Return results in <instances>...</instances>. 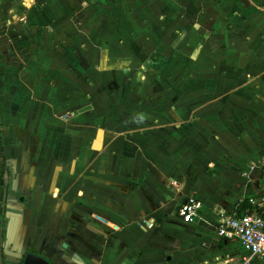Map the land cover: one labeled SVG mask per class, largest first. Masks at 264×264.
<instances>
[{
	"label": "crops",
	"instance_id": "0c3cea01",
	"mask_svg": "<svg viewBox=\"0 0 264 264\" xmlns=\"http://www.w3.org/2000/svg\"><path fill=\"white\" fill-rule=\"evenodd\" d=\"M263 159L264 0H0V264H242Z\"/></svg>",
	"mask_w": 264,
	"mask_h": 264
},
{
	"label": "built area",
	"instance_id": "2783aa9c",
	"mask_svg": "<svg viewBox=\"0 0 264 264\" xmlns=\"http://www.w3.org/2000/svg\"><path fill=\"white\" fill-rule=\"evenodd\" d=\"M263 191L247 200V206L241 216L219 211L217 219L218 235L228 241L238 242L249 257L242 264H252V260L264 259V159L259 165ZM203 203L195 197H189L178 209V217L184 223H191L200 214Z\"/></svg>",
	"mask_w": 264,
	"mask_h": 264
},
{
	"label": "water",
	"instance_id": "95a60500",
	"mask_svg": "<svg viewBox=\"0 0 264 264\" xmlns=\"http://www.w3.org/2000/svg\"><path fill=\"white\" fill-rule=\"evenodd\" d=\"M8 176V173H5V178ZM7 184V181H5ZM20 264H47L43 260L39 259L33 255H26L21 258Z\"/></svg>",
	"mask_w": 264,
	"mask_h": 264
},
{
	"label": "trees",
	"instance_id": "16d2710c",
	"mask_svg": "<svg viewBox=\"0 0 264 264\" xmlns=\"http://www.w3.org/2000/svg\"><path fill=\"white\" fill-rule=\"evenodd\" d=\"M245 209H246V206L243 207L242 212H244Z\"/></svg>",
	"mask_w": 264,
	"mask_h": 264
}]
</instances>
